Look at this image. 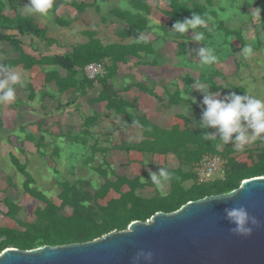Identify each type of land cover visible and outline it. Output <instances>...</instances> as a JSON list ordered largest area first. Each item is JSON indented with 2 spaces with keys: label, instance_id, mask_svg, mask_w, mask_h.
I'll use <instances>...</instances> for the list:
<instances>
[{
  "label": "trees",
  "instance_id": "16d2710c",
  "mask_svg": "<svg viewBox=\"0 0 264 264\" xmlns=\"http://www.w3.org/2000/svg\"><path fill=\"white\" fill-rule=\"evenodd\" d=\"M139 4L143 8H148L144 3ZM73 5L78 10H82L87 4L74 2ZM134 5L137 6L138 4L134 2ZM5 7V3L0 0V29L17 30L20 35L28 34L45 37L46 31L38 26L34 18L18 13L14 17H10L3 13ZM96 9L99 10L98 7ZM163 12L169 18L168 26L170 27L176 20L190 18L193 12L201 14L207 20V25L213 26L211 29L206 27L197 28L205 32L206 38H213L216 31L219 30H223L226 34L235 33L233 30H224V23L217 18L215 11H209L206 5L196 2L190 5L187 1L169 0V7ZM110 13L124 20L127 24L120 36H134L137 39L135 42L103 44L98 38L94 37L95 33H90L89 41L75 46L69 54L37 59L22 50V42L17 35L0 33V41L14 45L21 52L18 59L8 60L5 65L11 68L21 65L25 69L32 68L35 64L57 65L66 70L67 76L61 77L57 70H53L47 73L46 79L54 78L61 91L81 85L84 87L92 86L95 82H100L101 91L95 100L105 102L108 110H114L124 117L122 129L125 130L129 126L137 125L141 128L143 134V140L140 142H123L113 147L126 151L136 150L162 155L174 154L179 161V165L175 168L167 167L173 173V178L169 182L170 191L166 194L157 193L151 198L143 197L138 192L139 189L141 190L145 186L141 177L130 179L120 176L112 170L115 176V180H113L108 177L107 169L104 167V164L107 165L108 163L104 161L103 164L95 167L96 171L105 179L98 189L93 193L80 189L78 183L87 184L84 180L75 183L68 180L61 181L59 184L62 190L58 196L61 203L57 205L42 191L32 186L35 184V179L28 171L27 163H21L16 156L12 155V161L17 171L24 176L23 186L25 192L44 203V206L36 208L33 222H25L16 217L19 206L10 199H4L8 208L6 214L16 222L17 227L0 226V254L10 247L20 250H32L45 245L58 246L92 241L114 230L124 231L131 222L137 220L146 222L159 211L171 213L180 209L187 202L230 192L237 189L244 180L264 176L263 145L258 147L257 159L248 164L236 159L234 153L237 150L231 143L222 145L221 149V146H218L220 144L218 140L205 141L201 135L205 131L211 132L214 130L201 129L194 124L191 127L188 117L183 118V127L174 125L171 128H164L152 122L143 112L131 111L134 103L121 98L114 90L110 80H114L118 73L117 63H126L129 56L140 58L142 52L145 54L153 52L154 48L151 40L142 39L143 34L151 29V25L141 13L135 14L119 8L111 9ZM68 24L69 21L62 22V25ZM177 34L178 36H185V34ZM235 36L243 45L241 32L236 31ZM177 46L180 50L186 49L183 42L178 43ZM105 60L109 61L108 65H105ZM92 63L103 65L104 73L102 76L98 75L89 79L82 74L78 80L81 70ZM195 82L209 83L212 89L219 92L221 96L230 91L241 95L248 94L243 86L227 84L228 86L224 88V84L215 83L212 79L206 78L205 75L200 76ZM138 84L142 91L155 96L151 88L143 83ZM127 88L125 87V89ZM167 93L170 105L182 103L183 98L179 89L167 91ZM199 115H201V111ZM94 120V117H89L86 120L87 126L92 124ZM199 120L200 118L194 123H198ZM1 128L2 122L0 120ZM258 140L259 144L264 143V138ZM38 150L41 154L44 153L41 149L38 148ZM91 150L92 154L87 158V163L94 160L96 153L105 154L110 148L99 147L96 143ZM55 152H58V150L56 149ZM216 154H222L225 159L223 176L210 182L199 183L192 171V164L201 160L205 155ZM248 154L251 155V151H248ZM187 167H191V169L188 170ZM145 174L146 172L143 173L142 177ZM189 180L193 182L187 186L185 183ZM123 186H126L127 189L123 190ZM111 190L118 193L119 196L109 199L104 205L101 204L99 200L104 199ZM65 207H70L71 211L64 215L60 214V211Z\"/></svg>",
  "mask_w": 264,
  "mask_h": 264
},
{
  "label": "rangeland",
  "instance_id": "374dc122",
  "mask_svg": "<svg viewBox=\"0 0 264 264\" xmlns=\"http://www.w3.org/2000/svg\"><path fill=\"white\" fill-rule=\"evenodd\" d=\"M2 1L5 3L6 7H9V5L12 4L17 5L18 11H20L21 14H25L23 13L22 8L25 4H27L28 0H13L11 1L13 3H11L10 0ZM55 1L57 0H54V2ZM94 1L93 7L90 8L92 22H100V17H106L105 20L101 21L105 24L101 23L100 27L97 28L98 30H96V33L100 35L101 39L106 41H112L114 39L117 40L119 38H117L115 35L117 33L116 30H123L124 27H126V22L124 20L110 13L111 9L119 8L120 10L124 11L131 10L135 13L139 12L148 19V22L151 25V29L149 30L150 32L147 31L143 34V36L152 40L154 42V46H158L161 54L168 58L170 63L174 64L177 62L178 65L183 64L182 66H187L188 68L192 69L184 70L172 66L168 68V64L166 63L165 64L167 67L161 70L158 69V67L151 65H147L145 67L135 66L134 68L132 64H125L120 69V77L118 76L119 78L126 76L134 83L142 82L152 90L157 89V91L163 94V99L168 103L169 96L167 91H174L176 88H179L178 86L180 85V87L186 88L190 94L192 93V90L196 88V85H193L192 82L193 77H200L203 75H205L206 78L212 79L215 83L224 84V88L228 86L227 84L233 83L243 85L246 87L249 95L264 100V0H180L187 1L190 5H192L194 2L206 5L209 11H215L217 18L222 20L224 23V30H233L235 33L236 31L241 32V35H243V45L235 36V33L226 34L223 30L216 31L213 38H206L205 32L202 29H196L193 32L191 29H189L186 32L188 38H179L176 32L170 31L172 27L169 26L168 28L169 18L163 12L164 10L168 9L169 0ZM134 2L144 3L148 6V8L146 9L135 6ZM96 3L100 7L99 10L95 9ZM257 8L260 9V16H257L256 14L255 9ZM11 13L13 14L12 11ZM53 13V8H51L48 15L46 16L50 21L52 20ZM108 19H111V21ZM212 27L206 24V28L211 29ZM195 32H203L205 38L202 41L197 42L195 40ZM25 40L29 41L27 38H25ZM182 41L186 43V49H189L187 56L183 54H181V56L178 55L177 45ZM249 44L253 47V55L249 58H245L239 49L242 50L244 46ZM0 45H4L3 42L0 41ZM202 46L212 47L219 59L211 66L199 65V69H197L195 62L199 60L195 50H198ZM234 57L237 58L236 65H238V67L232 63ZM159 61V63L163 64L162 58H160ZM220 61L224 62V64L222 65ZM218 70H220L222 73ZM184 77H186L185 83L182 81V78ZM162 80L167 82L170 81L172 82L171 85H173V83L174 85H167L164 87V91L161 90L160 87H155L156 83L159 84ZM206 86L210 87V92H216L213 91L209 84ZM180 91L182 96L187 98V96L183 94L184 90ZM201 99L202 93L196 97V103H192V101L189 100V104H187V106L182 104L175 106L170 104L167 105L169 111L166 115L162 114L163 125L166 124L167 126H170L175 120L174 116H178L182 126L184 125L183 118L188 117L190 119V126L193 127V123L200 118L199 114L202 110V106L200 105ZM18 106L20 105L18 104ZM97 107V110H94L97 113H101V115L97 117L95 122L93 121L94 124L92 125V131L95 132V135L91 137L88 136L86 138L88 140L87 143H82L84 141L81 139H77L79 142L77 140L72 141V137H74V135L79 136V132L77 130L79 128L75 126V134H72L71 130V135H69V139L71 141H64L62 138L58 137L56 142L52 144L54 148L56 146L58 147V157H55L52 153L53 151L51 144L50 147L48 146V148L45 149V156L43 157L37 153L35 146L32 148H27L28 145L26 144V149L24 151L15 149L13 142L15 138L11 136L12 132L0 134V147L3 146L2 149L0 148V221H4L2 213L5 215L7 211V206L2 200L5 195L12 198L13 200H16L17 203H20L22 208L18 217L20 220L25 222H33L35 220L34 212L36 208L44 206V203L33 198L30 194L25 192L23 186L24 176L21 173L15 171V167L11 163V152H13L17 158L20 159V161L28 162V171L35 179V184L32 186L42 191L47 197L52 199L55 204L60 205L61 200L58 196L62 190V187L59 184L61 181L68 180L71 183H75L79 182L80 180H84L87 182V184L78 183V187L91 193H93L104 183L105 179L98 171H96L95 167L103 164L105 160L107 161L105 158L110 157L108 152L105 154L98 152L95 154L94 160L91 163H87L86 161L87 158L92 154V143L96 137L99 145L103 146L114 142H119L121 139L127 142H140V140L143 139L142 130L140 127L137 125H132L123 130V116L107 115L106 110L104 109V103H101L100 106ZM132 110L134 112H138L137 106L134 105ZM169 115H171L172 118H168ZM28 117L29 115L27 114L19 113L17 120L18 122H23L25 124L28 121ZM149 119L155 124L158 123V121L154 118ZM170 120L172 121L170 122ZM8 125H10V121L6 122V126ZM109 128H111L110 132H108ZM14 136L17 137V134H14ZM258 139L252 144L247 145L242 151L237 150L234 153L236 159L239 161H244L248 164H251L253 160H256L258 147L261 145L264 146V143L259 144ZM222 147L223 146L220 148L222 149ZM248 151H251V155L248 154ZM218 155L224 158L222 154ZM104 167L107 169L108 177L115 180V176L112 173V168L114 167H110L109 164H104ZM187 169L190 170L191 167H187ZM146 174L143 176V180H145V186L143 188L147 186L150 192L143 193V191L139 189V193H143L144 196L153 195V187H156L157 191L162 194L170 191L168 183L164 182L161 185H156L150 181L149 171H146ZM9 177L11 178V183L9 182ZM192 182V180H189L185 184L189 186L192 184ZM122 189L126 190L127 187L123 186ZM118 196V193L111 190L109 194L104 199L99 200V202L104 205L109 199L116 198ZM70 211V207H65L60 211V214L64 215ZM15 226L17 227V224H15Z\"/></svg>",
  "mask_w": 264,
  "mask_h": 264
},
{
  "label": "crops",
  "instance_id": "0c3cea01",
  "mask_svg": "<svg viewBox=\"0 0 264 264\" xmlns=\"http://www.w3.org/2000/svg\"><path fill=\"white\" fill-rule=\"evenodd\" d=\"M74 2L76 3L82 2L87 5L84 7V9L78 10L75 7V5H73ZM94 2H95L94 0H62V1L57 0L54 2V6L52 7L54 13L52 15L51 21L47 19L46 16H41L39 14L27 15L34 18L38 26L46 31L45 37H36V36L33 37L32 35H28V34L20 35L17 30L0 29V33L17 35V37L22 42L21 44L22 50L26 54H29L37 59L48 56L51 57L54 55L69 54L73 51V48L75 46L87 43L90 38L89 37L90 33H95L94 37L98 38L103 44L133 43L137 40L136 37L134 36L121 37L120 35H122L121 33L124 29L116 30L117 33L115 35L117 38H119L117 40L114 39L112 41H106L101 39L100 35L96 33V30H98L97 28L100 27L101 23L105 24L104 22L101 21L105 20L106 17L104 16L100 17L101 19L100 22H92V18L90 16V8L93 7ZM137 4L138 7L139 6L141 7L139 3ZM17 7H18L17 5L14 6L9 5V7L7 6L4 8L3 13L10 17H14L16 13L21 14L20 11H18ZM97 7L100 8L96 3L95 9ZM11 11L13 12V14L11 13ZM135 14H139V12ZM21 15H25V14H21ZM102 18L104 19L102 20ZM108 20L111 21V19ZM65 21H69V24L62 25V22ZM67 27H71V28H67ZM25 38H27L29 41H26ZM179 38H188V35L185 33V36H179ZM142 39H148V38L143 36ZM1 42H3L4 45H0V47H2L0 48V65H5L6 61L15 60L20 57L21 52L14 45H11L8 42H4V41ZM151 42L154 48L153 52H150L148 54L142 52V56L140 58L129 56L126 63L124 62L117 63L118 73L115 76L114 80H110V83L113 85L114 90L117 91L118 95L121 98L126 99L131 103H134V105L137 106L139 113L143 112L144 114H146L148 118L156 119L158 121L157 124L160 125L161 127L171 128L174 125H179L183 127L181 125V122L179 120L180 118H178V116H174L175 120L174 122L171 123L170 126H167L166 124L163 125L162 114L163 115L168 114L169 109L167 108V105H169V103L163 99V94L157 91V89L153 90L155 93V96H153L140 89L138 83H142V82L134 83L130 81L126 76H122L121 78H119L120 69L125 64H132L134 68L135 66L145 67L147 65H151L158 67V69L161 70L166 68L167 67L166 64H168V68L172 66L184 70L190 69L187 66H182L183 64L178 65L177 62L174 64L170 63L169 59L161 54V51H159L158 46L155 47L154 42L152 40ZM239 51H241V49H239ZM177 52L179 56H181V54L187 56L189 49H181V50L177 49ZM160 58L163 59V64L159 63ZM104 63L105 65L106 64L108 65L109 61L105 60ZM220 63L222 65L224 64V62L222 61H220ZM232 63H234V65L237 64L236 57L233 58ZM195 64H196L195 66H197L196 68L199 69L198 66L200 65V62L197 61L195 62ZM87 66L83 70H81L80 76L77 78L78 80L81 78L82 74L85 75L87 78L92 79L87 75L86 72ZM93 66L97 68V70L99 69V67L103 69L102 73L96 75V76L98 75L102 76V74L104 73L103 65L94 64ZM236 67H238V65H236ZM12 69L20 74L23 80V87L19 85L15 86L17 98L12 104H0L1 107L0 120L2 122V128H1L2 130L0 129V134L6 132L9 133L12 132L11 136L15 138L13 142L15 145V149L17 150L24 151L26 149L25 146L26 144L28 145L27 148H32L35 146L37 153L40 154V156L44 157L45 149H47L48 146L50 147L53 143H55L58 137L62 138L64 141H68V140L71 141L69 139L70 137L69 135H71V130H72V134L75 132L76 130L75 126L79 128L77 129L79 132L78 133L79 136L74 135V137H72V141L81 139L82 141H84L82 143H87L88 140L86 138L88 136L91 137L95 135V132L92 131L93 129L92 125L97 120V117L101 115V113H97L95 111L98 108L97 106H100L101 103H104V109L106 110L107 115L122 116L117 114L114 110H108L106 108L105 102H100L95 100L101 91L100 82H95L92 86L84 87L81 85L76 88H70L61 91V89H59L57 81L54 78L46 79L47 73L53 70H57L58 74L61 77L67 76L66 70L57 65L35 64L32 68L29 69H25L20 65L13 67ZM50 76L52 75L50 74ZM185 78L186 77L182 78V81L184 83L186 82ZM198 78L199 77H193L192 79L193 85L197 84L195 81ZM171 84L172 82L170 81L167 82L165 80H162L159 84L156 83L155 87H160V89L164 91L165 90L164 87H166L167 85L169 86L174 85V83L173 85ZM204 84L207 85L209 83H204ZM234 85L243 86L240 84H234ZM125 87L128 88L125 89ZM178 87L179 88L176 89L184 90L183 94H185V96L187 97H189V95L192 97L195 96L196 99V97L200 95L199 91L196 89L192 90V93L189 94L186 88L180 87V85ZM181 97L183 98L181 104L187 106V104H189L188 99L184 98L182 96V93H181ZM18 104L20 106H18ZM181 104H177V105H181ZM175 105L176 104L172 106ZM19 113L29 115L28 121L25 124L23 122L21 123L18 122L17 119ZM89 117H94L95 120L94 122H92V124L87 126L86 120ZM168 118H172V116L169 115ZM7 121H10V125L8 126H6ZM171 121L172 120H170V122ZM110 129L111 128H109L108 132H110ZM14 134H17V137H15ZM123 142H127V141L121 139L119 142L116 143L114 142L103 146V145H99L96 137L94 142L92 143L93 145L97 143V145L102 148H110V150L108 151L110 157H106L105 159H107V161L105 160V162H107L110 165V167H114L112 169L116 174L120 176H125L130 179L135 177H141L142 182H145V180H143L142 177L144 172L146 171L156 172L157 169L161 167L175 168L179 165L178 159L175 157L174 154L171 153L162 155L157 153L140 152L136 150L126 151L113 147L115 145H120ZM0 148L2 149L3 146ZM38 148L41 149L42 152L44 153L41 154ZM51 148L54 156L58 157L57 154L59 153V151L55 152L56 149L58 150V147L56 146L54 148L52 145ZM11 154L16 156L13 152H11ZM20 162L27 163V167H28L27 161L26 162L20 161ZM11 163L14 165L13 161ZM14 167H15V171H17L15 165ZM8 179L9 182L11 183L12 182L11 178L9 177ZM166 183H168L170 187V183L169 182ZM141 190L143 191V193L150 192L147 186L145 188H142ZM153 190H154V194L150 196H144L143 193L140 194L143 197L151 198L155 196L157 193H160L157 191L156 187H153ZM5 198L12 200L19 206V210L16 216L19 219L18 215L21 212L22 206L20 205V203H17L16 200H13L12 198L6 195L2 198V200L4 201ZM7 212H8V208L6 213ZM2 215L4 221H0V226L9 227V228L16 227L15 226L16 222L12 218H10L7 214L4 215L2 213Z\"/></svg>",
  "mask_w": 264,
  "mask_h": 264
},
{
  "label": "water",
  "instance_id": "95a60500",
  "mask_svg": "<svg viewBox=\"0 0 264 264\" xmlns=\"http://www.w3.org/2000/svg\"><path fill=\"white\" fill-rule=\"evenodd\" d=\"M232 191L227 198L211 195L171 213L159 211L146 222H131L124 231L92 241L32 250L10 247L0 254V264H132L139 250L153 254L150 264H264V176L244 180ZM232 206H244L260 221L250 236L229 232L223 210Z\"/></svg>",
  "mask_w": 264,
  "mask_h": 264
},
{
  "label": "clouds",
  "instance_id": "9594fccd",
  "mask_svg": "<svg viewBox=\"0 0 264 264\" xmlns=\"http://www.w3.org/2000/svg\"><path fill=\"white\" fill-rule=\"evenodd\" d=\"M54 0H28L22 8L27 15L39 14L47 16L52 8ZM260 16V9H255ZM207 20L199 13L193 12L190 18L176 20L170 31L185 34L189 29L195 31L198 27H206ZM203 32H195L197 42L204 39ZM196 51L201 66H211L218 61L215 50L209 46H202ZM245 58L253 55V47L249 44L242 48ZM23 87L20 74L11 67L0 65V104H12L16 100L15 86ZM191 87V86H190ZM208 86L203 83L196 84V90L202 93L200 105L202 106L198 125L201 129H213L205 131L201 136L205 141L218 140L222 146L231 143L236 150L242 151L247 145L252 144L258 138H264V100L249 94H238L230 91L223 96L219 92H210ZM188 101L196 103L194 97H187ZM189 111V109H188ZM150 181L156 185L170 182L173 173L167 168H158L156 172H149ZM235 191L225 192L213 199L230 197ZM207 199V197H205ZM224 219L231 227L229 232L237 236H250L254 228L260 226V221L249 214L244 206H232L224 208ZM153 254L150 251L139 250L132 257V264L140 261L150 264Z\"/></svg>",
  "mask_w": 264,
  "mask_h": 264
},
{
  "label": "built area",
  "instance_id": "2783aa9c",
  "mask_svg": "<svg viewBox=\"0 0 264 264\" xmlns=\"http://www.w3.org/2000/svg\"><path fill=\"white\" fill-rule=\"evenodd\" d=\"M92 64L87 66L86 72L89 77L94 78L97 74L102 73L103 69L99 67L97 70ZM224 163L225 160L220 155H205L201 160L192 164V171L199 183H206L223 176Z\"/></svg>",
  "mask_w": 264,
  "mask_h": 264
}]
</instances>
